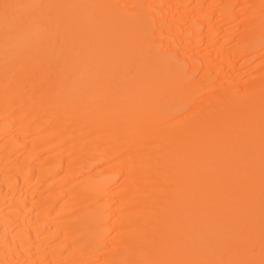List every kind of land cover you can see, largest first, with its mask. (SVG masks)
I'll use <instances>...</instances> for the list:
<instances>
[{
  "label": "bare ground",
  "instance_id": "bare-ground-1",
  "mask_svg": "<svg viewBox=\"0 0 264 264\" xmlns=\"http://www.w3.org/2000/svg\"><path fill=\"white\" fill-rule=\"evenodd\" d=\"M0 264H264V0H0Z\"/></svg>",
  "mask_w": 264,
  "mask_h": 264
}]
</instances>
